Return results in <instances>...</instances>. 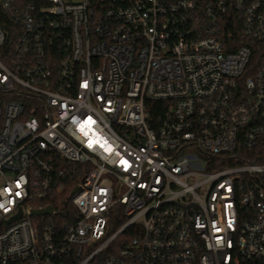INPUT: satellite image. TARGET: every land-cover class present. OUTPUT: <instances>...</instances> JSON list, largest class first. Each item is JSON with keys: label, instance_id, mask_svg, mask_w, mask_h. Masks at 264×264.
<instances>
[{"label": "built area", "instance_id": "2783aa9c", "mask_svg": "<svg viewBox=\"0 0 264 264\" xmlns=\"http://www.w3.org/2000/svg\"><path fill=\"white\" fill-rule=\"evenodd\" d=\"M0 11V264H264V0Z\"/></svg>", "mask_w": 264, "mask_h": 264}, {"label": "trees", "instance_id": "16d2710c", "mask_svg": "<svg viewBox=\"0 0 264 264\" xmlns=\"http://www.w3.org/2000/svg\"><path fill=\"white\" fill-rule=\"evenodd\" d=\"M23 2H28L30 0H21ZM0 26L3 27L4 29L10 31V39L11 41H14V36H13V31H14V26L4 20L2 17V12L0 11ZM163 102H149L148 108L150 110V114L152 116V119L158 120L160 116L163 113ZM43 204H51V202H45Z\"/></svg>", "mask_w": 264, "mask_h": 264}, {"label": "water", "instance_id": "95a60500", "mask_svg": "<svg viewBox=\"0 0 264 264\" xmlns=\"http://www.w3.org/2000/svg\"><path fill=\"white\" fill-rule=\"evenodd\" d=\"M76 192V191H75ZM74 192V193H75ZM73 193V194H74ZM52 213V209L51 208H47L45 210H41V211H33V215H36V216H40V215H48V214H51Z\"/></svg>", "mask_w": 264, "mask_h": 264}]
</instances>
